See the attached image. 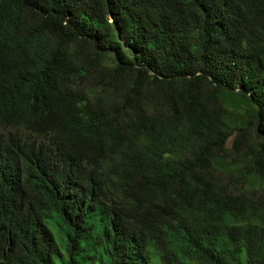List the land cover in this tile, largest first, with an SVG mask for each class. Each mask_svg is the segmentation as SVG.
Instances as JSON below:
<instances>
[{"label":"trees","instance_id":"obj_1","mask_svg":"<svg viewBox=\"0 0 264 264\" xmlns=\"http://www.w3.org/2000/svg\"><path fill=\"white\" fill-rule=\"evenodd\" d=\"M0 264H264V0H0Z\"/></svg>","mask_w":264,"mask_h":264},{"label":"rangeland","instance_id":"obj_2","mask_svg":"<svg viewBox=\"0 0 264 264\" xmlns=\"http://www.w3.org/2000/svg\"><path fill=\"white\" fill-rule=\"evenodd\" d=\"M231 145H232V138L227 141L226 147L231 148Z\"/></svg>","mask_w":264,"mask_h":264}]
</instances>
